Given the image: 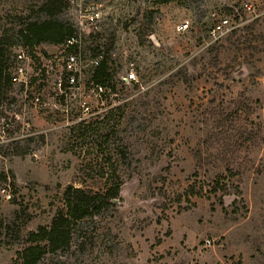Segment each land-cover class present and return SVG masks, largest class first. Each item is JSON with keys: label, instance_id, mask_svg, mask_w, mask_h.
Here are the masks:
<instances>
[{"label": "rangeland", "instance_id": "374dc122", "mask_svg": "<svg viewBox=\"0 0 264 264\" xmlns=\"http://www.w3.org/2000/svg\"><path fill=\"white\" fill-rule=\"evenodd\" d=\"M97 1L115 92L67 123L51 72L0 101L11 126L0 142V264H20L67 185L104 192L113 171L120 199L39 264H264V16L241 9L254 0ZM45 2L0 0L10 68L19 30L46 18ZM223 15L234 28L218 37ZM36 50L30 68L54 63V48ZM130 64L137 82L125 84ZM79 85L91 89L87 71Z\"/></svg>", "mask_w": 264, "mask_h": 264}, {"label": "built area", "instance_id": "2783aa9c", "mask_svg": "<svg viewBox=\"0 0 264 264\" xmlns=\"http://www.w3.org/2000/svg\"><path fill=\"white\" fill-rule=\"evenodd\" d=\"M65 9L62 11L67 13L72 11L70 18H67V24L71 27V32L64 41L57 46L39 45L30 47H20L13 56L14 65L9 69L10 78L13 85L27 90L32 79H39L43 74L53 73L54 90L57 98L61 99V112L64 114L65 122H71L70 114H77L78 121L81 117H86L90 109L89 99H96V102L103 103L105 97L111 94V90L107 86L97 85L90 82L91 89L84 92L79 85V80L84 71L91 72L97 67L101 59L105 56V50L96 43L100 36V26L103 20L102 7L103 4L97 0H64ZM255 7L244 2L241 9L246 13L252 14L251 19H257L264 16V0H254ZM262 8V9H261ZM255 9H260L258 14ZM73 15V16H72ZM246 22V21H245ZM245 22L241 19L237 26L243 25ZM189 27L188 20L181 21L177 26L179 33H184ZM234 27L231 26L229 15L220 17L213 28V35L218 37L230 33ZM39 47L54 48L56 52L51 54L54 63L46 61L38 62L34 67H29L33 63L32 58L38 60L41 55L37 52ZM41 60V59H40ZM87 60V64L85 61ZM40 80V79H39ZM125 84L137 82L133 64H130L129 72L124 78H120ZM32 104L35 108H42L46 105L41 102L40 95H32ZM76 98V108H73L72 101ZM11 129L7 116L0 117V142L8 135ZM9 198V196H8ZM210 241L206 240V245Z\"/></svg>", "mask_w": 264, "mask_h": 264}, {"label": "trees", "instance_id": "16d2710c", "mask_svg": "<svg viewBox=\"0 0 264 264\" xmlns=\"http://www.w3.org/2000/svg\"><path fill=\"white\" fill-rule=\"evenodd\" d=\"M65 7L64 0H46L40 8L46 18L29 23L19 30L18 39L23 46L32 48L39 45L57 46L61 44L71 32L69 24L56 18V15L61 14ZM108 51L105 50V56L89 74L90 82L109 87L113 94L116 84L108 59ZM9 69L8 59L0 49V101H5L13 91ZM77 128L84 129L79 135L84 141L88 127L81 124ZM105 180L104 192L67 185L49 224L39 226L27 235L25 248L17 254L20 264H39L47 253L70 248L78 229L81 231L88 221L94 220L113 206L112 201L120 199L122 182L115 171L110 177L107 175Z\"/></svg>", "mask_w": 264, "mask_h": 264}, {"label": "water", "instance_id": "95a60500", "mask_svg": "<svg viewBox=\"0 0 264 264\" xmlns=\"http://www.w3.org/2000/svg\"><path fill=\"white\" fill-rule=\"evenodd\" d=\"M113 203H115L116 202V200H114V201H112Z\"/></svg>", "mask_w": 264, "mask_h": 264}]
</instances>
